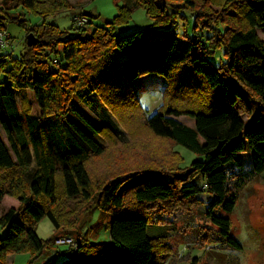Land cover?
Returning a JSON list of instances; mask_svg holds the SVG:
<instances>
[{
  "label": "trees",
  "instance_id": "1",
  "mask_svg": "<svg viewBox=\"0 0 264 264\" xmlns=\"http://www.w3.org/2000/svg\"><path fill=\"white\" fill-rule=\"evenodd\" d=\"M8 1L0 0V31L13 23L26 37L18 58L0 51V76H6L0 82V204L11 205L0 216L6 227L0 264L22 253L33 264L57 238L73 234L66 230L67 200L96 201L110 213L111 243H91L85 236L58 264H164L170 253L164 237L147 233L154 214L160 223L163 211L189 213L202 193L208 197L205 220L214 228L206 242L240 249L228 218L247 176L240 156L253 152L252 173L264 172V40L256 32L264 35V0H137L156 31L175 34L185 14L193 17L192 31H205L207 44L192 36L182 47L174 37L146 41L147 29L117 35L129 8L90 33L75 26L79 16L73 15L72 27L62 32L45 19L72 9L69 0H14L10 7ZM19 8L43 22L28 27ZM87 19L86 26L92 25L91 13ZM221 50L225 62L214 66L209 57ZM117 51L125 53L123 60ZM147 75L169 85L149 117L134 89ZM93 95L127 132L144 130L159 142L155 159L139 154L142 143L134 137L123 148L130 157L111 166L99 163L96 172L90 168L104 156L105 142H115L107 126L78 104L90 108ZM30 97L38 116H32ZM177 145L196 156L187 168H181ZM44 218L55 229L47 240L35 232Z\"/></svg>",
  "mask_w": 264,
  "mask_h": 264
},
{
  "label": "rangeland",
  "instance_id": "2",
  "mask_svg": "<svg viewBox=\"0 0 264 264\" xmlns=\"http://www.w3.org/2000/svg\"><path fill=\"white\" fill-rule=\"evenodd\" d=\"M14 0L8 1V6H12ZM72 9L61 12L55 16L47 17L45 20L52 23L62 32L68 31L72 27V16L77 14L79 17L86 18L83 28L90 33L95 27H104L118 15L120 9L129 8L131 10L129 20L116 28L119 36L128 35L135 31L148 30L145 37L146 41L174 37L177 44L182 47L192 36L203 38L206 32L197 29L192 31L193 17L185 14L186 22L179 21L175 34L165 33L151 29L153 21L146 15L145 11L136 5L137 0H69ZM21 14V18L27 21L28 27L40 25L43 21L41 16L30 11L19 8L16 11ZM83 13H91L94 17L93 23H88L87 17ZM81 14V15H80ZM4 32L9 37L10 47L4 50L2 54L9 52L8 57L18 58L23 52L26 33L25 30L16 24L9 23L4 26ZM257 35L264 40L260 30ZM209 35V34H208ZM207 36V35H206ZM11 39V40H10ZM119 61L125 58L124 52H116ZM209 61L218 66L225 62L223 51H218L214 56L209 57ZM6 76H0V82H5ZM169 85L167 80L156 75H147L134 83V89L143 112L149 117L163 104L166 97V91ZM92 106L86 107L78 103L83 111L94 119L98 124L105 125L112 132L115 142H105L106 152L102 159L94 160L91 164L93 171H98L100 165H113L130 157L128 152L123 151L127 144H131L136 137L141 144L139 154L143 158L155 159V149L159 148V142L140 130L131 134L122 127L114 115L111 114L108 107L96 95L91 97ZM32 106V116L39 115V109L32 97H30ZM241 119L245 124L249 123L247 114H243ZM184 124L193 126L194 121L187 116L179 117ZM145 141V142H144ZM117 142L121 145H117ZM116 143V144H115ZM116 145V146H115ZM127 148V147H126ZM174 150L183 158L181 168H187L196 159V156L182 146H175ZM254 153H246L240 156L245 173L244 186L238 190V199L234 211L228 215L231 223V236L240 245V249H234L227 246H218L217 244H208L206 242L207 234L213 233L214 229L209 222L205 220L208 197L205 193L198 196L200 204H197L189 213L180 211H163L162 216L165 221L157 223L161 216L154 214L153 223L148 226L149 236L161 235L167 243L170 253L164 264H264V172L254 174L251 170V162ZM153 178V177H152ZM154 178L160 179L156 176ZM203 187L202 181H198ZM233 185V183H231ZM12 200L11 198H7ZM64 215L67 218L66 225L68 233L57 238L53 246L45 251L39 258L33 261V264H58L66 258L67 245H56L59 239H72L76 244L87 236L91 243L110 244L109 224L112 220L110 213L100 210L96 206V201L85 204L77 200H67L63 203ZM11 205L3 202L0 204V216L7 207ZM65 230V231H66ZM6 227L0 225V238L4 236ZM35 232L40 239L47 240L53 237L55 229L53 224L44 218L35 228ZM32 262L29 253L10 256L8 264H29Z\"/></svg>",
  "mask_w": 264,
  "mask_h": 264
},
{
  "label": "built area",
  "instance_id": "3",
  "mask_svg": "<svg viewBox=\"0 0 264 264\" xmlns=\"http://www.w3.org/2000/svg\"><path fill=\"white\" fill-rule=\"evenodd\" d=\"M86 22V18L77 17L74 19V24L77 27L83 26ZM10 47L9 37L4 31H0V51L7 50ZM56 245L64 246L67 245L69 248L73 250L76 249L77 244L70 238L67 239H59L56 242Z\"/></svg>",
  "mask_w": 264,
  "mask_h": 264
},
{
  "label": "water",
  "instance_id": "4",
  "mask_svg": "<svg viewBox=\"0 0 264 264\" xmlns=\"http://www.w3.org/2000/svg\"><path fill=\"white\" fill-rule=\"evenodd\" d=\"M83 15L85 16V17H87L88 16V13H83ZM31 36H28L27 37V42H28V44H30L31 43Z\"/></svg>",
  "mask_w": 264,
  "mask_h": 264
},
{
  "label": "crops",
  "instance_id": "5",
  "mask_svg": "<svg viewBox=\"0 0 264 264\" xmlns=\"http://www.w3.org/2000/svg\"><path fill=\"white\" fill-rule=\"evenodd\" d=\"M70 2V1H69ZM73 15H77V14H73Z\"/></svg>",
  "mask_w": 264,
  "mask_h": 264
}]
</instances>
